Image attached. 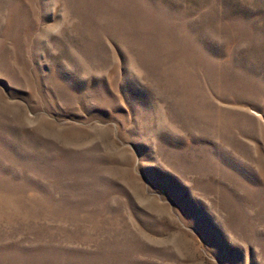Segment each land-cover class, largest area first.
<instances>
[{
    "label": "rangeland",
    "instance_id": "rangeland-1",
    "mask_svg": "<svg viewBox=\"0 0 264 264\" xmlns=\"http://www.w3.org/2000/svg\"><path fill=\"white\" fill-rule=\"evenodd\" d=\"M0 264H264V0H0Z\"/></svg>",
    "mask_w": 264,
    "mask_h": 264
}]
</instances>
